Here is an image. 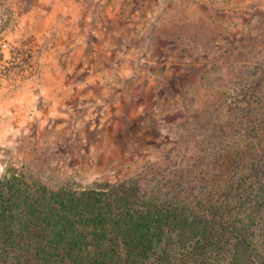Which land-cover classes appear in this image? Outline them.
<instances>
[{
    "label": "rangeland",
    "instance_id": "obj_1",
    "mask_svg": "<svg viewBox=\"0 0 264 264\" xmlns=\"http://www.w3.org/2000/svg\"><path fill=\"white\" fill-rule=\"evenodd\" d=\"M3 41L0 178L218 181L229 71L264 61V0H0Z\"/></svg>",
    "mask_w": 264,
    "mask_h": 264
},
{
    "label": "trees",
    "instance_id": "obj_2",
    "mask_svg": "<svg viewBox=\"0 0 264 264\" xmlns=\"http://www.w3.org/2000/svg\"><path fill=\"white\" fill-rule=\"evenodd\" d=\"M228 85L225 176L75 189L3 175L0 264H264V61Z\"/></svg>",
    "mask_w": 264,
    "mask_h": 264
},
{
    "label": "built area",
    "instance_id": "obj_3",
    "mask_svg": "<svg viewBox=\"0 0 264 264\" xmlns=\"http://www.w3.org/2000/svg\"><path fill=\"white\" fill-rule=\"evenodd\" d=\"M0 47H1L2 49H3V48H7V47H8V43L5 42V41H3V42H1Z\"/></svg>",
    "mask_w": 264,
    "mask_h": 264
}]
</instances>
